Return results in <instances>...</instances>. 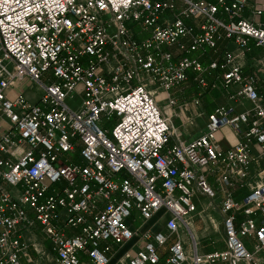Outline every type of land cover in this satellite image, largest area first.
<instances>
[{
  "label": "built area",
  "instance_id": "2783aa9c",
  "mask_svg": "<svg viewBox=\"0 0 264 264\" xmlns=\"http://www.w3.org/2000/svg\"><path fill=\"white\" fill-rule=\"evenodd\" d=\"M247 1L0 0V264L31 261L23 233L37 226L56 264H264V24L244 19ZM219 41L235 50L191 57ZM250 45L262 56L246 64ZM218 69L250 108H217L190 139L160 104L173 112L189 72L215 88ZM190 104L177 110L192 127ZM202 201L223 252H198Z\"/></svg>",
  "mask_w": 264,
  "mask_h": 264
},
{
  "label": "crops",
  "instance_id": "0c3cea01",
  "mask_svg": "<svg viewBox=\"0 0 264 264\" xmlns=\"http://www.w3.org/2000/svg\"><path fill=\"white\" fill-rule=\"evenodd\" d=\"M255 11L259 12V16H255ZM243 17H244V19H247V20H250V21L254 20V21H257V22H259L261 24H264V0H248L247 3H246V6H245ZM190 24L193 26L194 31L197 33L198 32V24L188 22V25H190ZM131 31H132V35H133V37L135 39L144 38V37H146V34H147V33L146 34H139L138 33V29L136 27H134V26L132 27ZM225 47L230 49L231 51L235 50L234 49L235 47H233V45H231V44L230 45H228V44L226 45L225 41H219L217 43V49H216L215 53H212L211 51L207 50L205 52L204 56H201V55H198V54H193L191 57L198 59L199 62L203 66H207V63L210 60H218L220 58V56L222 55ZM165 50L170 52V53H172L174 59L179 56V52L174 47L165 48ZM261 56H262L261 51L259 49L254 48L252 45H250L249 52H247L245 54V58H246V61H247L246 64H249V62L252 59L257 60V59L261 58ZM223 72L224 71L219 70V69L218 70L209 71L206 74V76H205V79H206L207 83L209 84V86L212 85V84L219 83L220 80H221V76H222ZM242 74L244 76H249V75L253 74V71L251 70L250 67L247 66V67H245L243 69ZM190 77H193V74L189 72L188 79H190ZM152 88H153V86H152ZM215 88H221V87L217 84V86ZM211 89H213V88H211ZM221 89H223V88H221ZM180 90H183V89H180ZM234 91H235V87L234 88H229L228 97ZM177 92H178L177 90H173L172 94L174 95ZM262 93H264V92H262ZM173 97H175V96H173ZM182 97H183V95H182ZM27 98L30 101H34L35 100L34 96H31L30 94H29V96H27ZM177 99L178 98L175 97V100H177ZM192 99H198L200 107H201V110H202V103H201V100H200L201 99V95H199V93H197L196 95L195 94L192 95L191 98L187 99V100H186V98H179L177 100V102H178L177 104L181 105L183 102L190 104ZM224 106L225 107H233L236 112H239L241 110H247V109L250 108L249 103H243V106L235 105V104H233V102L229 98H227L224 101ZM190 107H191V104H190ZM160 108L163 111H165L164 103L160 104ZM202 112H203V110H202ZM184 115H185V117H183ZM179 116H180L179 119L183 120V126H185V127L180 126L179 130L185 132L188 135V138H190V139L196 137L197 134L200 133V132L195 134L196 133L195 130L192 128L193 129V131H192V129H190L191 127L189 128L188 125H186L184 123V119L186 118L185 112H183V114L179 115ZM204 118H205V113L203 112V118H202V120H200V123H201V121L205 122V120L207 118L206 119H204ZM186 128H188V129H186ZM199 131H201V129ZM225 136H226V138H225ZM229 136H230V134L226 130L222 131L221 133H219L217 135V138L221 142L222 147L225 148V149L228 147V145L231 144V139H230ZM197 212L200 213V215L198 216L199 218L198 217H194V220H195L194 232L196 233L195 237H196V239H197V241L199 243L198 252L202 253V254H209V253H213V252H223V251H225V243H224V238H223V233H222V228H221V220H220L219 215L215 211H213L210 208H208L206 201H202V203L198 204ZM153 222H151L150 224H152ZM198 225H203L202 230H200V226H198ZM35 228H33L32 230H28V231L23 233V239L27 243V245H29L28 253H29L31 261L27 262L26 260L23 259L22 260V264H56L55 263V255L52 252L51 244L45 238V236L43 238L39 237L34 232ZM158 230H160V224L159 223L154 224L152 226V231H158ZM197 234H199V237H197ZM182 238H183V241L186 244V238L185 237H182ZM47 242L49 243L48 247L45 246ZM33 248H35V250ZM79 260H80L81 264H90L84 254H80L79 255ZM114 261H115V259H113L111 261V264H113ZM217 264H221V263H217Z\"/></svg>",
  "mask_w": 264,
  "mask_h": 264
},
{
  "label": "rangeland",
  "instance_id": "374dc122",
  "mask_svg": "<svg viewBox=\"0 0 264 264\" xmlns=\"http://www.w3.org/2000/svg\"><path fill=\"white\" fill-rule=\"evenodd\" d=\"M130 28H132V27H130ZM193 78L194 77H190V79H188L189 81L180 87L183 90H177L178 92L175 93L173 96L177 97L178 99L179 98H186V100H187V99H190L192 95H194V94L196 95L197 93H199V95H201L200 100L202 103V110L205 113L204 119H206L209 115H212L214 113V110L217 107L218 108H220V107L226 108L224 106V101L228 98L229 89H221V88L211 89L210 87H208L205 90H200V87L198 86L197 82L194 81ZM182 95H183V97H182ZM187 104H189V103H187ZM178 105H177V107H178ZM164 106H165V108H164L165 110H169L166 102H164ZM177 107L173 108V112H171V116H173L172 125H173L174 129L179 130V127L183 126V120H180L179 118L178 119L175 118V116H177V115L179 116V114H180L179 111L177 110ZM162 112L164 113L163 110H162ZM183 117H185V115ZM200 120L201 119L196 118V116H194L193 126L191 128H190V126H188L190 129L193 128L195 130V132H196L195 134H197L199 132V130L203 127V124H202L203 121H201V123H200ZM183 127H185V126H183ZM186 129H188V128H186ZM193 129H192V131H193ZM179 131H181V130H179ZM225 138H226V136H225ZM138 224H139V222L135 223L136 226ZM198 226H200V230H202L203 225H198ZM34 232L39 237H41V238L44 237L43 231H41V228L39 226H37L34 229ZM199 234H197V237H199ZM45 246L48 247L49 243L47 242Z\"/></svg>",
  "mask_w": 264,
  "mask_h": 264
},
{
  "label": "bare ground",
  "instance_id": "6f19581e",
  "mask_svg": "<svg viewBox=\"0 0 264 264\" xmlns=\"http://www.w3.org/2000/svg\"><path fill=\"white\" fill-rule=\"evenodd\" d=\"M27 96H29V93L26 94V97H27ZM164 112H165V114H167L169 117L171 116V112H170L169 110H165ZM194 236H196V233H195V232H194ZM186 244H187V242H186ZM188 246H190V245L188 244Z\"/></svg>",
  "mask_w": 264,
  "mask_h": 264
}]
</instances>
